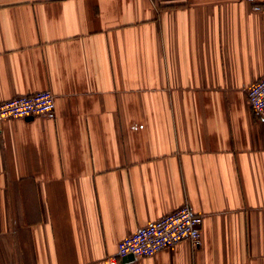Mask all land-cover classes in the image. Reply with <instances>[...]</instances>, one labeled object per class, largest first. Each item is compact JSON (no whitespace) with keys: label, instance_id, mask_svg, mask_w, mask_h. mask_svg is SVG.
Instances as JSON below:
<instances>
[{"label":"crops","instance_id":"obj_1","mask_svg":"<svg viewBox=\"0 0 264 264\" xmlns=\"http://www.w3.org/2000/svg\"><path fill=\"white\" fill-rule=\"evenodd\" d=\"M255 5L259 8L255 9ZM264 0H0V264H109L187 204L189 241L117 264H264Z\"/></svg>","mask_w":264,"mask_h":264},{"label":"built area","instance_id":"obj_2","mask_svg":"<svg viewBox=\"0 0 264 264\" xmlns=\"http://www.w3.org/2000/svg\"><path fill=\"white\" fill-rule=\"evenodd\" d=\"M258 8L255 5V9ZM246 97L252 110L264 118V75L248 86ZM54 106L55 95L49 89L16 95L0 101V120L49 114ZM201 222L202 216L193 213L187 204H183L121 238L117 242L116 253L109 255L106 260L109 264H117L128 255L137 258L151 256L180 241H189L193 247H199L202 243Z\"/></svg>","mask_w":264,"mask_h":264},{"label":"water","instance_id":"obj_3","mask_svg":"<svg viewBox=\"0 0 264 264\" xmlns=\"http://www.w3.org/2000/svg\"><path fill=\"white\" fill-rule=\"evenodd\" d=\"M132 255H128L127 257H131Z\"/></svg>","mask_w":264,"mask_h":264}]
</instances>
